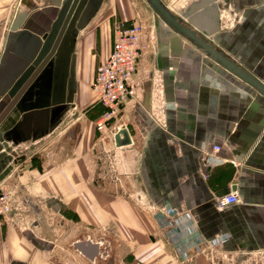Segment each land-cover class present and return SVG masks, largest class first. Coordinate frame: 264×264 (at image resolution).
Returning a JSON list of instances; mask_svg holds the SVG:
<instances>
[{
  "label": "crops",
  "instance_id": "obj_1",
  "mask_svg": "<svg viewBox=\"0 0 264 264\" xmlns=\"http://www.w3.org/2000/svg\"><path fill=\"white\" fill-rule=\"evenodd\" d=\"M62 2L0 0V60L16 63L28 40L50 35ZM231 3L241 21L210 44L264 84V0ZM117 21L154 41L143 91L104 135L91 84ZM70 36L64 89L0 127V190L14 201L0 218V264H225L264 251V96L146 0H84ZM122 128L131 143L117 146ZM234 190L239 202L218 210Z\"/></svg>",
  "mask_w": 264,
  "mask_h": 264
},
{
  "label": "water",
  "instance_id": "obj_2",
  "mask_svg": "<svg viewBox=\"0 0 264 264\" xmlns=\"http://www.w3.org/2000/svg\"><path fill=\"white\" fill-rule=\"evenodd\" d=\"M146 1L170 27L196 44L208 56L223 65L229 72L264 96V84L262 82L223 55L201 35H198L171 14L161 0ZM83 2L84 0H63L59 19L55 23L54 29L50 35H44L43 37L33 36L31 39L33 41L30 44V40H28V45L26 44V46H24L27 47V50L20 52L22 58L15 59L16 63H13V61V64L8 65L4 63V59L0 60V71L3 72L1 76L2 79L0 80V83H3L2 94H4L9 87L7 85L8 83H22L0 111V127L16 109L22 110L21 106L25 101L31 102L29 109L45 107L48 104V100L46 102L45 98L46 93L49 95L50 91H56L61 80L65 82V77L69 75V67H67L69 52L66 48L67 42L71 39L70 34L72 30L75 29L81 11L83 10ZM63 43L64 45L66 44V47L65 52L61 54L59 51ZM10 58H12V56ZM62 59L65 61H62ZM49 62H52L51 75L47 87L42 88L45 84L43 80H45V76L47 75L46 66ZM59 77H61V79H59ZM39 81L41 82L39 83ZM35 83L38 85L37 90L34 89ZM55 97L54 95V99L51 100V103H54V105L61 103L62 100H58ZM115 143L117 146L129 145L131 143L129 134L125 128H122L115 135ZM79 247L83 249V246Z\"/></svg>",
  "mask_w": 264,
  "mask_h": 264
},
{
  "label": "built area",
  "instance_id": "obj_3",
  "mask_svg": "<svg viewBox=\"0 0 264 264\" xmlns=\"http://www.w3.org/2000/svg\"><path fill=\"white\" fill-rule=\"evenodd\" d=\"M153 36L147 39L145 28L141 24L127 26L117 21L112 28V49L108 58L96 67L91 88L105 112L96 123L102 134L113 132L111 122L121 114L123 106L134 100L143 91V78L140 73L142 56L147 52ZM220 146H214L218 153ZM234 166L238 164L231 161ZM239 202L236 190L216 198V208L223 210ZM10 192L0 190V218H6L14 210Z\"/></svg>",
  "mask_w": 264,
  "mask_h": 264
},
{
  "label": "rangeland",
  "instance_id": "obj_4",
  "mask_svg": "<svg viewBox=\"0 0 264 264\" xmlns=\"http://www.w3.org/2000/svg\"><path fill=\"white\" fill-rule=\"evenodd\" d=\"M175 16L190 29L201 35L207 42L219 41L218 34L234 28L241 21L240 12L231 0H164ZM22 83H8L2 94L0 83V111L7 100ZM33 147L28 151L33 150ZM106 247V244H104ZM225 264H264V251L232 253L224 259Z\"/></svg>",
  "mask_w": 264,
  "mask_h": 264
},
{
  "label": "flooded vegetation",
  "instance_id": "obj_5",
  "mask_svg": "<svg viewBox=\"0 0 264 264\" xmlns=\"http://www.w3.org/2000/svg\"><path fill=\"white\" fill-rule=\"evenodd\" d=\"M61 52V54H63V52H65V45H64V43H63V45H61V49H60V51H59V53ZM62 61H65V60H63L62 59ZM61 61V62H62ZM52 62L50 63L49 62V64L46 66L47 68V70H46V72H47V75L45 76V80H43V81H45V84L43 85V87L42 88H46L47 87V83H48V80H49V77H50V75H51V70H52ZM60 75H62V74H60ZM64 76V75H63ZM62 77V76H61ZM61 77H59V79H61ZM44 79V78H43ZM60 81V80H59ZM41 81H39V83H40ZM34 86V85H33ZM37 84L35 83V87H34V89L35 90H37L38 88H37ZM64 89V82L61 80L60 81V83L58 84V86H57V90L58 91H62Z\"/></svg>",
  "mask_w": 264,
  "mask_h": 264
}]
</instances>
